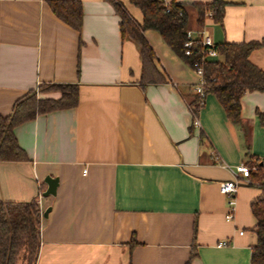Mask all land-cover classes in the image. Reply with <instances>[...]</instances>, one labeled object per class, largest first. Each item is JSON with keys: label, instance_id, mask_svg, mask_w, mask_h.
<instances>
[{"label": "crops", "instance_id": "crops-1", "mask_svg": "<svg viewBox=\"0 0 264 264\" xmlns=\"http://www.w3.org/2000/svg\"><path fill=\"white\" fill-rule=\"evenodd\" d=\"M79 1L77 30L47 0H0V113L29 90L53 98L61 93L52 85L79 90L76 106L15 126L26 160L0 161V200L39 204L35 264H250L261 188L239 185L227 220L219 183L240 162L264 163V90L242 95L239 123L212 92L194 112L199 76L157 30L143 35L167 80L142 85L138 44L122 36L114 5ZM118 1L142 21L137 6ZM162 1L184 4L195 36L258 42L249 59L264 70V0H219L221 19L202 25L195 5L213 0ZM47 175L58 178L56 194L42 196Z\"/></svg>", "mask_w": 264, "mask_h": 264}, {"label": "trees", "instance_id": "trees-1", "mask_svg": "<svg viewBox=\"0 0 264 264\" xmlns=\"http://www.w3.org/2000/svg\"><path fill=\"white\" fill-rule=\"evenodd\" d=\"M110 1L120 15L122 36L128 35L139 47L142 63L140 82L159 83L167 80L164 72L156 65V55L143 35L144 30H157L171 50L193 69L196 64L203 68L206 80L205 93L216 95L224 110L234 123L241 120V97L246 91L264 90V70L249 59L250 52L258 42H221L215 48L222 58L207 56V46L199 35L194 36L190 47L191 55L185 54L189 16L183 3L166 4L162 0H129L142 13L138 22L118 0ZM49 7L61 20L80 30L82 5L79 0H47ZM222 3H198V23L203 24L207 10H213V18L221 19ZM49 88L59 90L58 98L40 97L29 90L13 104L8 115L0 113V161L26 160L27 155L18 144L14 128L18 124L57 109L70 108L78 104L79 90L75 84H56ZM199 95L190 102L194 112L199 106ZM264 126V113L258 112ZM250 182L261 188V193L251 202V210L257 219L255 232L257 241L251 248L250 264H264V164L258 163L257 170L250 174ZM40 208L35 199L25 202L0 200V264H35L40 245ZM188 264V263H187Z\"/></svg>", "mask_w": 264, "mask_h": 264}, {"label": "built area", "instance_id": "built-area-1", "mask_svg": "<svg viewBox=\"0 0 264 264\" xmlns=\"http://www.w3.org/2000/svg\"><path fill=\"white\" fill-rule=\"evenodd\" d=\"M205 16L209 18L213 17V11L211 9L207 10ZM194 36L195 35L193 31L191 30L187 31V39L184 42V46L186 48L185 49L186 55H191L192 53L190 47L192 45ZM199 36L201 37L202 44L207 46V56L209 57L216 56L218 54L217 49L215 48V44L212 41V38L208 35V33L205 30H202ZM194 70L199 76L198 82L195 85L194 90L197 93V95H199L200 97L199 99V105H200L203 103V97L205 95L206 80L204 79L203 76V68L200 65L196 64ZM194 123L196 125H199V121L197 119H194ZM255 170H257V164L248 165L245 162H240L231 169L233 173V178L221 181L219 183V188L221 193L226 196L227 211L225 217L227 220H232L234 218V209L236 204L235 193L237 191L238 186L243 183H248L250 180L249 177L251 172ZM239 233L242 234L243 231L240 230ZM227 244H228V240H221L218 242V246H224Z\"/></svg>", "mask_w": 264, "mask_h": 264}, {"label": "water", "instance_id": "water-1", "mask_svg": "<svg viewBox=\"0 0 264 264\" xmlns=\"http://www.w3.org/2000/svg\"><path fill=\"white\" fill-rule=\"evenodd\" d=\"M44 181L47 184V189L41 195L42 196L55 195L56 194V187L58 185V178L47 175L45 177ZM49 211H50V207H47L44 210L42 216L46 217Z\"/></svg>", "mask_w": 264, "mask_h": 264}, {"label": "rangeland", "instance_id": "rangeland-1", "mask_svg": "<svg viewBox=\"0 0 264 264\" xmlns=\"http://www.w3.org/2000/svg\"><path fill=\"white\" fill-rule=\"evenodd\" d=\"M251 165H255V163H252Z\"/></svg>", "mask_w": 264, "mask_h": 264}]
</instances>
